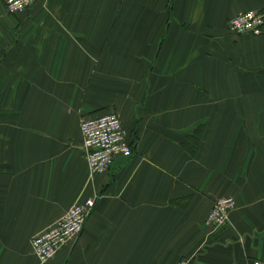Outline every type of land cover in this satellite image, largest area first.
<instances>
[{
  "label": "crops",
  "instance_id": "obj_1",
  "mask_svg": "<svg viewBox=\"0 0 264 264\" xmlns=\"http://www.w3.org/2000/svg\"><path fill=\"white\" fill-rule=\"evenodd\" d=\"M264 0H0V264L95 197L46 264L264 261V33L230 20ZM249 114H248V113ZM116 113L133 146L91 175L80 121ZM254 113H257L254 118ZM229 196V223L205 224Z\"/></svg>",
  "mask_w": 264,
  "mask_h": 264
},
{
  "label": "built area",
  "instance_id": "obj_2",
  "mask_svg": "<svg viewBox=\"0 0 264 264\" xmlns=\"http://www.w3.org/2000/svg\"><path fill=\"white\" fill-rule=\"evenodd\" d=\"M37 2L38 0H5V6L9 14L15 15L33 7ZM229 29L240 35H262L264 13L241 12L230 20ZM80 132L82 149L91 175L108 171L119 156L128 158L132 155L133 147L129 142L128 133L116 113L82 119ZM95 206V197L72 205L55 224L31 239L33 255L41 264L50 262L63 247L79 240ZM236 208L234 198L229 196L218 198L214 201L205 224L212 231L225 227ZM192 260L181 259L176 264H192ZM252 264H264V261L256 260Z\"/></svg>",
  "mask_w": 264,
  "mask_h": 264
},
{
  "label": "rangeland",
  "instance_id": "obj_3",
  "mask_svg": "<svg viewBox=\"0 0 264 264\" xmlns=\"http://www.w3.org/2000/svg\"><path fill=\"white\" fill-rule=\"evenodd\" d=\"M4 4H5V0H4ZM6 7V6H5ZM7 10V9H6ZM257 12H260L261 14L262 13H264V10L263 11H257ZM235 17V16H234ZM228 31H229V33H231L232 35H236V36H241L240 34H237V33H235V32H232L230 29H229V24H228ZM259 36H263V35H259ZM258 36V37H259ZM257 37V36H256ZM248 113V112H247ZM249 114V113H248ZM257 113H254V118H255V115H256Z\"/></svg>",
  "mask_w": 264,
  "mask_h": 264
},
{
  "label": "trees",
  "instance_id": "obj_4",
  "mask_svg": "<svg viewBox=\"0 0 264 264\" xmlns=\"http://www.w3.org/2000/svg\"><path fill=\"white\" fill-rule=\"evenodd\" d=\"M133 147V146H132Z\"/></svg>",
  "mask_w": 264,
  "mask_h": 264
}]
</instances>
